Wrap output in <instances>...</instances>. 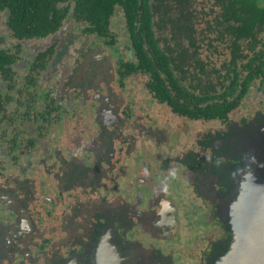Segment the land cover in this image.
Here are the masks:
<instances>
[{
  "label": "flooded vegetation",
  "instance_id": "flooded-vegetation-1",
  "mask_svg": "<svg viewBox=\"0 0 264 264\" xmlns=\"http://www.w3.org/2000/svg\"><path fill=\"white\" fill-rule=\"evenodd\" d=\"M42 1L47 22L0 4V264H222L227 196L256 156L244 140L264 145V84L205 119L207 103L172 83V102L156 97L124 4L92 20L73 0ZM162 38L192 49L167 53L187 69L195 45ZM211 82L222 98L227 84Z\"/></svg>",
  "mask_w": 264,
  "mask_h": 264
},
{
  "label": "trees",
  "instance_id": "trees-1",
  "mask_svg": "<svg viewBox=\"0 0 264 264\" xmlns=\"http://www.w3.org/2000/svg\"><path fill=\"white\" fill-rule=\"evenodd\" d=\"M44 1L47 2L48 0ZM73 1L77 11L82 7L89 8L90 15L88 18L92 20L106 18L115 10L116 4L122 3L126 8H129L130 16L127 21L137 50L139 49L149 59L144 47H141V44L146 41L151 57L155 59V71L157 73L154 82H152L154 84L152 87L156 97L172 102L166 87V84L172 83L183 98L188 100L203 99L207 103L204 109L200 111L205 119L218 116L226 117L238 106L240 98L248 90L252 81L259 79V82L264 84V0H212L213 5L217 8L215 10L212 7L209 11L213 15L211 19L214 21V26L209 20L206 30L217 32L216 39L221 40L222 43L226 39L225 48L228 50L229 57L221 63L225 72L215 68L214 65L207 68L205 62L201 63L195 57L198 53L197 47L199 48L205 43L204 39H201L200 42H195L196 39H194L197 30L194 23L195 15L191 8L195 0ZM41 2L43 1L0 0V4L12 5L14 9L25 10V12H29L30 8L34 6L38 14H43V20L47 22L49 12L53 7L49 6L48 9ZM154 17L158 18L157 21L154 20ZM156 29L160 32L159 36L155 35ZM166 30L172 37L188 38V43L191 46L195 45L194 55H188L190 63L187 69L177 64L175 61L177 59L171 58L167 53L178 51L180 55L182 52L192 50L191 48L182 49L181 52L178 49L181 48L182 44L178 48H172L166 45L165 38H162L164 46H161L159 44L160 39H155V37L164 36ZM209 43L207 42V44ZM192 61L195 63L194 65ZM174 70L177 72L174 73ZM213 77H216L218 82L227 84L226 88L228 89L222 98H220L221 96L218 97L219 99L215 98L217 97L216 91L213 87L214 83L211 82ZM203 84L204 87H202ZM196 89L200 91L199 94H195L193 91ZM228 95L233 96L234 103L228 100L230 98H227ZM257 118H259V114ZM257 124L259 123L254 121L248 125L247 129L251 130ZM249 150L251 149L249 148ZM251 157L255 158L250 154ZM242 168L240 171L243 170Z\"/></svg>",
  "mask_w": 264,
  "mask_h": 264
},
{
  "label": "water",
  "instance_id": "water-1",
  "mask_svg": "<svg viewBox=\"0 0 264 264\" xmlns=\"http://www.w3.org/2000/svg\"><path fill=\"white\" fill-rule=\"evenodd\" d=\"M251 150L255 158L243 159V170L227 196L232 235L222 264H264V151L262 158L255 145Z\"/></svg>",
  "mask_w": 264,
  "mask_h": 264
},
{
  "label": "rangeland",
  "instance_id": "rangeland-1",
  "mask_svg": "<svg viewBox=\"0 0 264 264\" xmlns=\"http://www.w3.org/2000/svg\"><path fill=\"white\" fill-rule=\"evenodd\" d=\"M212 7L217 10V8L213 5L212 0H195L191 9H193L195 15L194 22L196 24L195 27L197 30L198 39H204L205 42L201 49V57L204 58V60L209 64H214L216 68H219L220 70L222 69V71H224L221 63L224 59L229 57V54L227 53L228 50L225 48L226 39L223 41L224 43H222L221 40L218 41L215 39L218 36L217 32H208L206 30L208 21L212 20L211 17L213 15L211 12H209ZM211 24L214 26L213 21ZM209 41L211 44H207ZM136 81L139 82L138 79H136ZM244 142L252 145V148L255 145L249 136H246ZM255 147L261 151L260 154L262 151H264V145H255Z\"/></svg>",
  "mask_w": 264,
  "mask_h": 264
}]
</instances>
